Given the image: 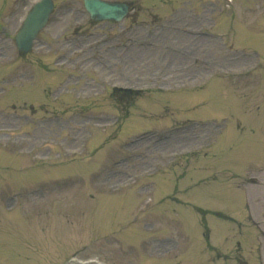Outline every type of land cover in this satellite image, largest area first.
<instances>
[{
  "label": "rangeland",
  "instance_id": "obj_1",
  "mask_svg": "<svg viewBox=\"0 0 264 264\" xmlns=\"http://www.w3.org/2000/svg\"><path fill=\"white\" fill-rule=\"evenodd\" d=\"M25 1L0 0V24L5 25L0 27V195L5 197L10 191L18 194L38 185L49 187L50 182L75 176L84 184L20 199L11 212L3 209L13 200L4 205L0 198V264H65L72 255H77V259L98 258L106 264H129L133 261L130 259H139L138 264H206L203 212L228 209L226 198L232 192L218 176L212 178L221 167L215 146L192 153L186 164L178 163L143 179V183L146 180L154 185L149 196L137 194L141 201L153 205L149 208L151 214L146 217L132 214L130 206L136 201L134 189L118 195L97 192L123 183L128 173L137 180L141 169L160 165V151L171 152L170 147L177 143L167 136L181 135L187 140H178L177 147L192 151L209 142L213 127L186 122L175 124L179 126L176 130L163 132L171 129L173 123L220 121L222 113H226L230 121L221 136L227 141L237 136L236 121L241 120L246 125L251 122V114H258L256 122H264V71L257 72L247 83L214 79L198 85L200 82L189 76L203 74V66H223L225 70L236 71L239 68L231 58L239 53L232 48L248 50L257 59H263L264 10L255 15H242L241 6L236 2L235 14L229 13L221 8L219 0H210L215 1L214 6L207 0H127L135 4L128 18L117 23H93L84 11L82 0H55L56 8L49 25L38 36L32 51L23 55L15 47L14 34L20 16L26 11L21 9ZM177 2L181 8L177 9ZM11 7L17 14H10ZM148 7L159 11V17H153ZM125 27L129 30L124 40L129 41H134L135 36L153 40L144 32L153 27H187L191 31H207L209 27L216 33L226 34L227 40L194 38L166 30L158 37L157 48L146 51L133 46L125 53L122 48L111 46ZM114 38L113 42L109 41ZM165 44L180 45L186 53L182 52L183 56L179 50L164 52L161 46ZM207 54L213 58V63H203L209 60ZM192 56L198 57V63L190 66L188 72L178 73L176 68L191 65ZM70 72L72 76L65 80V74ZM185 79L191 82L174 85ZM130 83L149 86V91L134 103L129 96L119 97L118 92L117 100L111 96L113 86L133 85ZM156 85H161V89L154 88ZM40 107L48 110L40 112ZM51 107L57 109L49 110ZM128 108L129 115L123 119ZM52 113L59 118L54 125L41 122L45 115ZM114 114L123 120L116 129L107 130L109 124L105 123ZM99 122L107 125L105 129H96L101 128L97 126ZM88 130L91 135L82 146L79 140L83 142L82 135ZM144 132L148 133L142 134ZM261 137L262 134H258V139ZM245 138L250 149L257 150L255 158L264 159V149L259 150V145L251 146L253 143ZM41 140L44 141L40 143ZM128 140L131 142L123 145L124 151L117 150ZM32 145L34 153L41 155L74 149L77 155L81 151L85 153L74 160L61 157L58 162L52 161L51 155L36 162L32 156L16 154L19 148L28 150ZM120 157H125L127 163L123 164ZM98 168L102 173L95 183L90 178ZM261 169L250 170L235 181L238 184L248 175H260ZM91 195L94 197L90 198ZM168 196L179 201L165 199ZM231 203L237 202L233 199ZM158 212H163L162 218L156 217ZM209 215L206 218L210 224L220 222ZM176 216L182 231L169 233L171 222L165 220ZM154 229L157 234L150 232ZM109 234L111 239H101ZM154 235L167 236L171 243L164 247L169 249H149L142 253L140 242ZM213 242L221 244L222 235L214 234ZM86 243L87 250L80 252ZM125 250L127 253L123 252Z\"/></svg>",
  "mask_w": 264,
  "mask_h": 264
},
{
  "label": "water",
  "instance_id": "obj_2",
  "mask_svg": "<svg viewBox=\"0 0 264 264\" xmlns=\"http://www.w3.org/2000/svg\"><path fill=\"white\" fill-rule=\"evenodd\" d=\"M90 17L94 20H120L127 13L126 4L109 3L102 0H83ZM52 9L51 0H41L36 3L27 15L23 27L15 37L17 47L26 52L30 49L32 40L38 30L45 24Z\"/></svg>",
  "mask_w": 264,
  "mask_h": 264
},
{
  "label": "flooded vegetation",
  "instance_id": "obj_3",
  "mask_svg": "<svg viewBox=\"0 0 264 264\" xmlns=\"http://www.w3.org/2000/svg\"><path fill=\"white\" fill-rule=\"evenodd\" d=\"M255 223H258V221H253V220L248 219L246 222H244L243 224L246 227H244V231H242V233L246 235L248 233L249 228H255V225H254ZM241 228L243 229V227H241ZM261 230H263V228H261ZM251 251H252V249H251Z\"/></svg>",
  "mask_w": 264,
  "mask_h": 264
}]
</instances>
